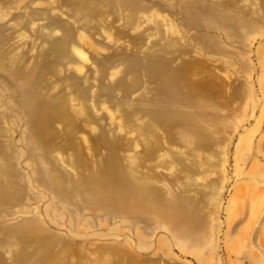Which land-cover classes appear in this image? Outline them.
I'll list each match as a JSON object with an SVG mask.
<instances>
[{
	"label": "rangeland",
	"instance_id": "rangeland-1",
	"mask_svg": "<svg viewBox=\"0 0 264 264\" xmlns=\"http://www.w3.org/2000/svg\"><path fill=\"white\" fill-rule=\"evenodd\" d=\"M0 264H264V0H0Z\"/></svg>",
	"mask_w": 264,
	"mask_h": 264
}]
</instances>
